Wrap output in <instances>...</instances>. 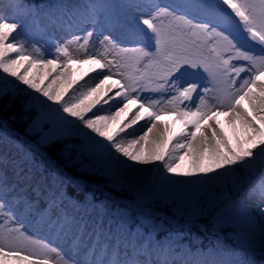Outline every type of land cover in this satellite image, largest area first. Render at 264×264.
Segmentation results:
<instances>
[{
  "label": "snow or ice",
  "instance_id": "snow-or-ice-1",
  "mask_svg": "<svg viewBox=\"0 0 264 264\" xmlns=\"http://www.w3.org/2000/svg\"><path fill=\"white\" fill-rule=\"evenodd\" d=\"M73 64L90 67L74 77ZM17 92L41 108L37 126L50 124L44 142L82 141L66 147L77 151L72 163L82 172L116 184L124 169L153 166L154 194L179 200L186 223L247 180L245 197L220 213L234 212L244 238L258 235L264 245V211L257 222L246 202L250 195L264 199V0H6L0 96ZM166 114L182 127L161 122ZM37 172L43 165L28 154H0V264H254L217 259L219 250L192 252L172 232L156 241V231L168 230L143 216L130 231L126 209L107 213L106 201L93 203L92 194L73 202L61 170L39 180ZM45 180L48 206L40 210L25 193L33 183L38 193ZM152 195L142 191L139 199Z\"/></svg>",
  "mask_w": 264,
  "mask_h": 264
},
{
  "label": "rangeland",
  "instance_id": "rangeland-1",
  "mask_svg": "<svg viewBox=\"0 0 264 264\" xmlns=\"http://www.w3.org/2000/svg\"><path fill=\"white\" fill-rule=\"evenodd\" d=\"M60 2H62V1H60ZM63 2L73 3V2H75V0H63ZM212 2L213 3H219V0H212ZM4 5H6V0H4ZM4 5H0V6H4ZM89 67H90V65H88V64H83V65L73 64L71 66L70 71L74 77H80L84 72H86L89 69ZM95 75H96L95 73L91 74L92 77H95ZM86 79H88V78H86ZM81 83H83V82H81ZM91 83H93V80L89 79V84H91ZM21 94H22V97L24 98V105H25L26 109H33L34 108L37 112L36 115L34 116L33 120L31 121V123L29 125V129H28L29 132L31 133V135L37 138V140H35V142H37L41 146L44 145L45 147H47L49 149H55V150L59 151V148H57V147L59 146L61 139L53 141V142H44L42 140L44 133H48L51 130V126L49 123H46V122H42V124L40 126H37V124L35 123L38 119H40L42 117L41 108L36 104L35 101L31 100L28 93L21 92ZM132 107H134V105ZM245 107H247L246 102H245ZM121 119H123V114L121 116ZM220 120L222 122H224V121H226V118L224 116H221ZM160 121L163 123H166L173 130H179L182 127L180 122H178L172 114L161 115ZM145 123H146L145 121H141L140 124L135 126V134L136 135L142 134V131L144 130L142 125H144ZM225 128L231 134L232 129L228 126L227 123H225ZM29 143H31V142H29ZM29 147H31V146H29ZM149 147H151L150 144H149ZM31 149L33 152H29L22 145H19L17 143L11 142V141H6V140L2 139V137L0 136V154L6 153L10 158H15L18 160L22 159L26 154H28L31 157L35 158V160L38 163H42V165H43L44 159L37 155L38 151L35 148L31 147ZM187 163H188V161L186 160L185 165L182 167L183 171L188 170ZM59 168H61V167L59 166ZM11 172L12 171L10 169L9 170L10 178L12 177ZM45 172H46V170H45V167L43 165V172L42 173L37 172L36 178L37 177L40 178L41 177L40 175H43L44 177H49L47 175V173H45ZM97 173L101 174L100 172H97ZM158 179H159V173L154 169L153 166L141 165V166H138L135 168H128V169L122 170L120 172V174L115 178V180L118 183L114 184L112 182V178H109V181L107 184L112 186V187L118 188V189H127L130 193L136 195L138 200H140L139 196H140L141 192L144 190H147L151 186H156ZM21 187H23V185H21ZM48 187H50V183L48 180H45L43 182V184L41 185L40 191L38 193L35 192V195L37 196V198L42 197L44 194H46L45 199L42 201V204L39 206L40 210H43V209L47 208V206H48V204H47V198H48L47 188ZM246 193L247 192H245L242 195L241 199H243L245 197ZM70 200L75 202L74 199H72V198H70ZM44 201H46L45 204H44ZM246 202L248 204V212L257 222H259L260 218H261L260 213H261V211H264V199H261L258 195H250L247 197ZM43 204H44V208H43ZM65 205H67V201H65ZM105 208H106V212H107V210L109 208L108 207H105ZM53 215H55V209H53ZM235 216H236V214H235ZM108 218H109V216L106 215L104 219L108 220ZM236 219H237L236 222L242 226V224L238 220L237 216H236ZM105 223H106V221H105ZM254 237H256L257 239L260 240L258 235L254 236ZM89 243H91V241H89ZM60 246L62 247V249L65 251L66 254H71L69 249H68V245H60ZM222 254L223 255L220 256V259H224V258L230 259L232 256L228 252L222 253Z\"/></svg>",
  "mask_w": 264,
  "mask_h": 264
},
{
  "label": "trees",
  "instance_id": "trees-1",
  "mask_svg": "<svg viewBox=\"0 0 264 264\" xmlns=\"http://www.w3.org/2000/svg\"><path fill=\"white\" fill-rule=\"evenodd\" d=\"M51 0H33L34 3L37 5L44 2L50 3ZM35 114V109H26L24 105V98L22 97L21 92L12 94L9 93L5 96H0V132L5 134H10L12 137L16 139H20L19 133H27L29 122L33 119ZM5 119L8 127L12 128L14 131H10L7 126H5L1 119ZM80 144L78 139H71L69 137L63 138L60 141V144L57 148L59 151L55 149H49L54 155L59 157L64 163L66 168H68L72 173L78 176H84L88 179L96 180V178H92L87 173H84L80 170L79 165L72 163L73 160L77 157V151H66V147H70L72 145ZM237 175L241 178L245 177V173L241 170H238ZM247 180L242 184V188L246 185ZM73 189V188H72ZM153 195L147 200L146 202L152 203L155 205H162L165 204L163 198L155 195L156 191L153 189L151 190ZM239 192L233 190L231 186H229L224 193V199L219 204L218 208L212 209L207 211L203 216L199 217L198 219H203L206 221H210L211 224L220 226L227 235L231 236L233 239H237L241 241L244 237L239 235V230L235 228L233 225L234 218L232 216V212L225 211L224 213H220V209H227L229 205H231V198L233 195L238 194ZM170 206L169 208L175 210L178 214V209L183 207V205H179L176 202L168 203ZM250 245L256 246H264L261 243L252 238V240L248 241Z\"/></svg>",
  "mask_w": 264,
  "mask_h": 264
}]
</instances>
